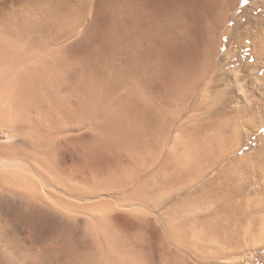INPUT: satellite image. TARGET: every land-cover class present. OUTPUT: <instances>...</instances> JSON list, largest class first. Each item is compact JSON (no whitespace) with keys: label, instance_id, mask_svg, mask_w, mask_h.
<instances>
[{"label":"bare ground","instance_id":"6f19581e","mask_svg":"<svg viewBox=\"0 0 264 264\" xmlns=\"http://www.w3.org/2000/svg\"><path fill=\"white\" fill-rule=\"evenodd\" d=\"M193 6L194 0H105L107 25L71 49L80 20L69 37L68 26L37 25L28 10L0 8V127L15 137L0 143V196L26 205L20 228L34 235L46 217L60 231L71 221L89 224L102 237L97 258L106 264H216L249 239L264 245V218L251 210L264 208V192L252 188L256 179L264 186V143L226 163L239 129L219 125L226 115L214 108L231 96L221 91L222 78L206 82L218 29ZM258 25L241 35L251 37L260 61L264 24ZM198 33L205 37L189 42ZM196 45V64L183 70L173 62L180 48ZM121 54L127 57L117 70ZM164 102L182 112L194 102L211 118L181 127L171 144ZM260 103L264 108V96ZM99 158L110 164L100 166ZM119 211L131 212L118 215L128 235L112 226ZM63 238L47 250L51 264L64 263ZM12 246H0V264H28Z\"/></svg>","mask_w":264,"mask_h":264},{"label":"rangeland","instance_id":"374dc122","mask_svg":"<svg viewBox=\"0 0 264 264\" xmlns=\"http://www.w3.org/2000/svg\"><path fill=\"white\" fill-rule=\"evenodd\" d=\"M104 1L105 0H0V8H13L17 11L28 10L33 13L32 15L34 17L39 16L38 19L35 17V20L33 19L32 21L37 25L38 23L41 24L47 22L54 28H58L59 26H68L69 37L74 31L76 21L80 20L79 27L75 29L76 37L72 38L67 43L71 49L73 46L72 44H74L77 38L87 39V35H90L91 39L94 34H99L101 28H104L107 25L108 17L102 10V4ZM227 1L229 2L228 8L225 6ZM193 7L196 9L195 13L200 12L209 24L215 25L218 29L216 39L214 40V54L211 61L210 74L206 82L209 83L216 78H222L219 79L221 83V91L224 90L223 92H225L226 90H229L230 92L229 96H231V100L224 103L220 102L218 105L216 104L217 106L214 108L215 112H222L226 115V117L223 116L217 120L219 125L228 123L231 124L234 129L237 127L235 131L239 129L238 132H236V136L239 134L237 136L238 138L236 143L233 144L235 145L233 146L235 149L233 148V153L226 161V163H229L234 161L236 158L253 154L258 147L264 143V108L263 104L260 103L261 97L264 96V85L261 83V78L264 76V59L258 61L256 58L251 37H243L241 35L245 29L249 32L255 33L258 31V28L255 26H259L258 24L260 22L264 24V0H249L247 4L244 3V0H194ZM192 13H194V11H192ZM184 15L188 14L185 13L183 16ZM25 17L28 18V20L31 19V15H25ZM46 18L47 20H45ZM89 31L92 33H88ZM204 37L205 36H203L202 33H198L195 34L189 42L191 41L194 44H197ZM178 51L175 53L176 55L174 54L175 57L173 56V62L175 64L178 63L177 66L183 70L190 68L202 59V51L197 45L194 48L185 46L180 48ZM125 57H127L125 54H121L119 56V60L115 64L116 68L119 65V67H121V64L119 63H122L124 59H126ZM245 66H248L249 69L243 73L242 69ZM251 67L254 68L251 69ZM103 89L106 90L107 88L105 87ZM203 92L205 93L207 91L204 90ZM165 103L167 102H164V104ZM194 104V102L190 103L186 109L184 108L185 110L182 109V112L180 109L181 107L179 108L178 104L174 105L172 103H167L168 106H175L167 107L170 109H167V113H164L165 117H163L164 119L162 120L163 122L168 121L167 123H169L171 127L173 125L172 131L169 134L170 137L168 136L171 140V144L173 140L176 139V136L181 132L180 130L183 126L188 129H192V127L197 124L207 125L209 122L211 113L209 111L207 112V107L204 109L200 108V111V109H194ZM198 113L201 117L199 115L196 116ZM165 114H167V117ZM186 118H189V120ZM155 136H158V134H154V137ZM161 136L163 137V133ZM14 139L15 137L11 136V133L7 129L0 127V143H5ZM216 141L219 142V138L216 139ZM168 148H170V145L166 148V150ZM109 162L110 161L106 158H99L98 164L105 167ZM252 184V188L255 191L254 195H259L261 192H264V186H262L263 184L260 179H256ZM1 199L3 198L0 196V246L3 244L12 246L14 244V247L12 246L13 249H16L18 252L20 251L19 259H21V257L23 258L21 260L18 259L20 262L22 260H26L28 264H51L49 257H47L48 251L49 249L51 250L55 248L58 245L59 240L64 237L65 239H63L65 243L67 242V244L64 245L67 248H65L66 250L64 255L66 253L67 254L63 257L62 262L65 264H106L107 261L105 262V260L100 259V256L97 258V255H100L99 251L104 248V243L102 237H99L101 235L97 231L96 232L99 235L94 232L95 229L91 227V225H86V223L81 221H77L76 224H74L71 221V224L66 223L63 227L64 229H62L61 226V231H63L61 232L59 229L60 227H54L58 229H52L51 226L53 225V222L51 221V218L50 221L52 223L49 221V218L46 217L47 220H39V222H43L40 224L42 231L39 228L40 232L39 230H36L34 231L36 232L34 235H32L33 232H31L30 235L29 232L27 233L25 229L18 226L23 223V220L19 215L26 209V205L11 195L6 197L4 196V199ZM259 206L257 208L255 207V209L251 205V208H253L251 210H254L253 212L258 216V218H264V208H260ZM130 213L131 212L127 211L113 213V228L122 234L126 233L125 235H128L127 233L129 232V229L127 228L126 223L123 224L126 221L123 220L122 217L130 215ZM247 219L249 218L247 217ZM159 221V225L163 228L164 220L161 218ZM123 225H125L126 228ZM3 233L5 239L7 236V241L2 238ZM59 234L60 237L58 236ZM33 237L36 239H32ZM149 237L150 239H148V241L150 242H148V244L151 243L149 245L152 246L154 243V245H156L155 239L152 238L151 235H149ZM245 239H247V237H245ZM30 240L32 242H30ZM251 240H245L246 243L243 244L237 254L234 253V250L231 255L226 254V256L228 255L227 257L218 258V260L216 259V264H264V245L261 247L254 246L253 241ZM157 247V250H159L158 243ZM36 248L39 249L37 250ZM97 248L99 249L98 253ZM77 255H79L78 259ZM26 256L27 258H25ZM31 256H34L33 260ZM99 260H101V262H99Z\"/></svg>","mask_w":264,"mask_h":264},{"label":"snow or ice","instance_id":"6c2138e0","mask_svg":"<svg viewBox=\"0 0 264 264\" xmlns=\"http://www.w3.org/2000/svg\"><path fill=\"white\" fill-rule=\"evenodd\" d=\"M249 2V0H244V3L247 4Z\"/></svg>","mask_w":264,"mask_h":264}]
</instances>
